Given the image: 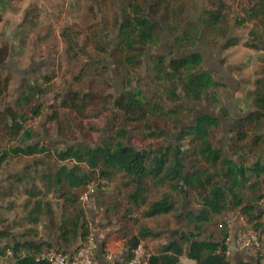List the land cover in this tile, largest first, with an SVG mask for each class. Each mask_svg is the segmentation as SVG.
I'll return each instance as SVG.
<instances>
[{
    "label": "trees",
    "instance_id": "obj_1",
    "mask_svg": "<svg viewBox=\"0 0 264 264\" xmlns=\"http://www.w3.org/2000/svg\"><path fill=\"white\" fill-rule=\"evenodd\" d=\"M174 1L176 0H128L126 6L123 3L122 11L120 9L121 21L119 17L116 19L120 34L111 51L100 39L105 32L101 31L98 38L94 25L83 32L86 42L98 54L110 55L115 70L130 77L142 65L140 59L144 55V47L153 45L152 42L164 32V26L161 27L159 23L160 17L167 22L174 19L180 24V27L167 28L173 33L181 30L180 35H174L175 44L181 50H193L201 41L200 24L209 31L214 28H218L220 32L226 31L232 15L229 0H207L208 9L204 11L200 23L183 16L184 7L174 4ZM100 5L103 12V4ZM90 13L93 19L98 15L95 7L90 8ZM240 14L242 17H237L236 24H253V28L261 32L259 35L252 30L249 35L254 39L251 42L246 41L245 47L260 49L259 42L264 44V0L254 6H241ZM70 28H65L61 34L64 35ZM69 31L73 32L72 29ZM64 36L69 62L76 63V59L82 54L77 51L73 39L68 34ZM238 44L235 38L230 39L224 43L223 50ZM10 55L11 46L2 43L0 66L7 63ZM203 61L202 54L194 52L180 54L170 60L168 56L153 55L151 62L154 80L163 84L164 95L171 109L165 110L155 101L153 95L146 98L141 90H127L124 87L121 95L113 101L111 114L126 119L127 123L135 127H130L131 130L120 127L116 131L117 138L108 136L98 146L75 144L65 149L51 150L41 143H31L37 136L27 127L31 119L21 115L13 106L0 112L2 132L10 141L20 139L18 145L10 147L9 156L52 158L55 167L40 176V180L48 187L60 189L63 195L62 216L57 222L52 205L38 200L41 192L35 185L36 178L24 175L14 177L17 184L24 186L28 182L30 185V189H25L30 200L26 206L27 210L31 208L28 210L30 225H39L41 215H44L50 224L49 229L55 233V242L17 239L12 227H0V238L12 243L4 251L0 249V254L6 256V251L10 250L11 256L6 257L13 264H50L45 259H39L40 255L49 250L66 252L75 249L91 234L84 222L82 197L86 189L95 184L102 193H106L104 189H108L110 182L120 176L127 180L125 186H134L128 195V202L134 209L148 206L143 213L147 219L173 214L179 229L166 234L141 226L134 233L129 227L133 225L131 223H138L134 211L129 210L123 214L117 209L113 212L115 215L122 214L120 227L105 242V246L110 247L113 252L122 248L120 250L125 251L127 257H131L140 243L165 235V243L157 253L151 255L149 264H180L183 256L193 264H230V258L226 255L229 230L223 229L218 237L204 235L207 233L206 227L216 217L228 212L236 213L254 231H260L263 226L258 205L264 200V79L258 78L255 81V110L232 124L229 143L217 145L218 134L222 132L220 118L205 112H200L195 118L194 113L201 109L203 102L213 111L212 103L216 104L217 99L209 91L224 89L226 85L215 81L212 71L203 69ZM99 65L100 61H95L85 66L76 75L75 81L84 82L86 67L96 69ZM97 76L98 73L88 83H81L80 87L68 91L59 107L72 111L77 118L85 119L87 108L102 104L105 99L94 90L93 80ZM45 80L48 82L50 79L39 77L36 80L22 81L21 95L17 102L30 105V108L33 104L32 118L41 115L42 105L37 103L38 100L50 94V89L44 86ZM9 82V77L0 76V99L6 96ZM179 92H182L183 99ZM50 106L55 109L50 121L58 124L59 136L70 140L76 137V132H82V128L71 126L70 119L62 118L58 113L59 107L53 104ZM181 111L187 119H179ZM220 112L225 118L228 117L227 110ZM192 117L195 118L194 123L182 127ZM171 118L174 120H169ZM133 131L137 132L141 141H149L147 147L136 149L118 141L119 138L131 136ZM175 131L177 138L172 139ZM185 140L191 144L187 150L181 145ZM156 190H160V198L149 203V196ZM0 195L3 198L8 196L7 193ZM178 195L184 199L195 195L200 199V207L196 212H180L172 204ZM32 200H35L33 205ZM98 205L102 208L103 202H98ZM109 211L110 208H107L106 217L110 216ZM226 226L229 228L228 221ZM31 233L33 232L27 235ZM54 243L58 248L54 247ZM256 260V263L242 260L237 264H259L261 258L257 257Z\"/></svg>",
    "mask_w": 264,
    "mask_h": 264
},
{
    "label": "rangeland",
    "instance_id": "obj_2",
    "mask_svg": "<svg viewBox=\"0 0 264 264\" xmlns=\"http://www.w3.org/2000/svg\"><path fill=\"white\" fill-rule=\"evenodd\" d=\"M98 0H0V44L8 43L11 46V56L4 66H0V76L9 77L10 82L8 84L6 96L0 99V112H4L7 107L13 106L18 112L31 119L27 123L29 130L36 133L35 139L31 143H41L46 145L51 150L65 149L72 145H91L98 146L108 136H116V131L120 128L130 129V123H127L126 119H120L118 115L111 114L113 109V101L116 97H119L124 90L137 89L143 92L146 98H150L153 95L155 101L162 106L165 110H170L171 105L166 100L163 84L157 83L154 80L153 64L150 61L151 56L144 54L141 59L142 65L135 70L133 75L125 76L124 73H120L115 70L114 62L110 55L100 53L98 54L92 46L85 43L86 39L79 33L85 32V29L91 25H94V32L99 38L101 31H104L102 42L111 51L116 39L120 34V26L116 24V19L120 20V9L126 6L128 0H100L103 4V12H97L96 4ZM260 0H229V4L232 9V15L230 22L225 32L219 31L218 28L209 31L206 27L200 24L199 33L201 41L198 42L193 50H181L177 51L178 47L171 46L168 40L173 41V37L176 33L171 32L167 26L180 27V24L174 19H170L168 22L164 21L163 17L159 18L161 27L164 26L165 31L159 35L152 43L155 51H162L168 56V60L177 57L179 54L191 53L192 51L200 52L205 55L206 62L203 64V69H207L213 72L214 79L218 83H224L226 88H216L209 91L210 95L214 94L217 99V103H212L213 111L207 106L206 102L200 110L196 111L195 118L198 113L205 112L207 114H213L215 117L220 118L222 122V132L218 134L217 145L223 143H229L231 137V126L236 119L243 118L249 112L255 110V96L253 91L255 89V81L258 78L264 79V44L259 42L260 49L254 50L245 47L246 41H252L249 33L254 30L259 35L260 30L253 28V24H236L237 17H242L240 14L241 6L256 5ZM124 3V5H123ZM174 4L182 5L184 7L183 16H187L191 21L200 23L201 17L204 16V11L208 9L207 0H176ZM95 7V12L98 15L93 19V15L89 9ZM168 23V24H167ZM65 27H72L67 29L75 31L79 36L76 38L79 50H84L85 55L79 56L76 59V63H70L68 54L65 51L66 39L62 35ZM96 30V31H95ZM72 32V33H73ZM169 32V33H168ZM4 33V34H2ZM181 34V33H180ZM179 34V35H180ZM221 35V36H220ZM225 36V37H224ZM163 43H160L164 39ZM235 38L239 44L235 47L223 50L220 46L226 41ZM26 39V40H23ZM215 42L217 44H214ZM162 45H165L162 47ZM40 52L43 56L35 58L39 61L36 66L39 71L36 70L29 73V80H36L39 77H45L50 79L48 82L44 81V86L50 89V94L41 98L37 102L42 105L41 115L38 117L33 116V112L30 105L19 103L20 89L22 85V74L20 73V62L30 55V52ZM78 51V49H77ZM207 54V55H206ZM29 59V58H28ZM95 61H100L101 65L96 69L86 67V74L83 77L81 83H88L91 77L98 73L94 81V90L96 93L105 97L102 104L94 107L87 108L85 115L86 118H77V116L70 110L62 109L59 107L60 102L68 91L80 87L82 84L75 81L76 75L80 74L85 66L93 64ZM103 65V66H102ZM230 65H237L234 69L229 70ZM35 66V67H36ZM41 66V67H40ZM230 71V72H229ZM41 75V76H40ZM231 76H234L237 81L233 80ZM181 98L183 99L182 92ZM35 99L34 102H36ZM36 103V104H37ZM51 104L56 105L58 113L63 119H70L71 126L82 128V132H76V137H72L70 140L59 136L58 124L51 122L50 118L53 114L54 108ZM184 104V103H183ZM56 108V107H55ZM220 110H227L228 117L225 118ZM194 113V114H195ZM179 119H187L185 113L180 112ZM154 117V116H152ZM195 118L192 117L188 124H193ZM169 120H174L171 118ZM191 122V123H190ZM128 125V126H126ZM128 127V128H127ZM94 129V130H92ZM131 130V129H130ZM129 130V131H130ZM172 139L177 138V132H173ZM219 133V132H218ZM120 142L125 145L133 146L136 149H141L148 146L149 141H141L137 132L133 131L131 136L126 138H119ZM20 143V139L10 141L0 128V193H7L5 198L0 195V227L4 228L5 225L10 224L12 232L17 239L24 238L27 240L37 241H54L55 233L49 229V223L44 215H41L39 225H30L28 210L26 208L29 203V198L26 195L25 189H30L28 182H25L24 186L17 184L14 181L16 176H30L36 178L37 188L40 190L41 195L38 198L45 204L50 203L52 205L55 219L58 222L62 216L63 197L62 191L56 187H48L40 180V176L44 173L50 172L55 167V162L52 158L45 156L35 157H10V147L16 146ZM30 144V143H29ZM184 150L189 149L190 142L185 140L181 144ZM7 154V156H6ZM6 156V157H5ZM5 159L2 161V159ZM234 159H236L234 157ZM252 160V157L251 159ZM39 162V165L37 164ZM28 181V180H27ZM127 180L117 176L109 184L106 193H102L101 189L97 185L92 184L87 189L82 197V203L85 208V225L89 231L95 226H100L102 229L114 230L118 227L122 219V214L115 215L117 209L126 213V211L133 210L134 217L137 218L138 223L130 225V229L134 233L139 227L145 226L152 231L160 233H171L173 230L179 229L176 224V220L173 214L162 215L153 219H147L143 216V213L147 210L148 206L141 209H134L128 202V195L133 190L134 186H125ZM160 190L154 191L149 196V203L156 201L160 198ZM195 195H191L189 199H184L182 196L175 197L173 205H176L180 212L187 213L189 211L196 212L198 210L199 201ZM35 200H32L33 205ZM98 202H103V206L98 205ZM31 206V205H30ZM29 206V207H30ZM96 208V210H94ZM110 208L109 217H106V209ZM258 214L262 215V228L259 232L264 235V200L258 205ZM101 209L103 212H101ZM98 211V214H97ZM91 213L93 217L100 216V224H91ZM228 221V228L226 223ZM104 222V223H103ZM8 223V224H7ZM12 224V225H11ZM137 225V226H136ZM241 225V218L236 213H225L219 217H216L211 224L206 227L207 235H213L218 237L221 231L227 228L230 232V236L233 233L235 227ZM33 233L27 235L30 232ZM24 236V237H23ZM165 235L158 239H148L142 242L147 251L152 255L157 253L158 249L166 241ZM12 243L9 240L0 238V249L4 251L8 245ZM54 247L58 248L54 243ZM245 258H236L232 256L230 258V264H237ZM0 264H13L11 259L0 254ZM180 264H192L190 260L183 256L180 260Z\"/></svg>",
    "mask_w": 264,
    "mask_h": 264
},
{
    "label": "built area",
    "instance_id": "obj_3",
    "mask_svg": "<svg viewBox=\"0 0 264 264\" xmlns=\"http://www.w3.org/2000/svg\"><path fill=\"white\" fill-rule=\"evenodd\" d=\"M101 212H103L102 209ZM99 219L100 216L93 217L91 224L99 223ZM95 227L91 229V234L88 238L84 242L81 241L79 243V247L76 250L73 249L66 252L49 250L40 255L39 259H45L50 264H149L151 254L143 243H140L133 250L131 257H127L126 253L117 255L109 247H105L103 234L99 233V228L101 229V227L98 226L96 229ZM226 244V255L229 258L235 252H244L247 255L246 257H251V262L256 263L257 257H260L261 261L259 264H264V235L262 232L254 231L244 219L241 218V225L234 228V233L229 237ZM101 247L102 255L99 254ZM6 256H11L10 250L6 251ZM245 260L248 259L246 258Z\"/></svg>",
    "mask_w": 264,
    "mask_h": 264
},
{
    "label": "crops",
    "instance_id": "obj_4",
    "mask_svg": "<svg viewBox=\"0 0 264 264\" xmlns=\"http://www.w3.org/2000/svg\"><path fill=\"white\" fill-rule=\"evenodd\" d=\"M4 2H5V0H3ZM8 3H10V0H8ZM65 28H67V27H65ZM64 28V29H65ZM63 29V30H64ZM169 33V32H168ZM2 34H4V33H2ZM70 34H73L71 31L68 33V35H69V37H71L72 38V35H70ZM1 35V34H0ZM173 37V41L175 40V36H172ZM23 40H26V39H23ZM165 40V38L164 39H162V41L160 42V43H163V42H166V41H164ZM170 41V43L172 42V40H168V42ZM0 46H1V44H0ZM159 46V45H158ZM157 46V47H158ZM165 45H162V47H164ZM156 46H154V45H152V47L151 46H148L147 47V50H146V54H148V55H155V54H164V52H162V51H159V49H158V51H155L154 49L155 48H157ZM207 55V54H206ZM11 56V55H10ZM41 56H43L40 52H37V50H36V52H30V55L28 56L27 55V58L24 60V61H21L20 62V65H19V70H20V73L22 74V80L21 81H23V80H25V79H28V78H30L28 75H29V73H32V72H34V71H36V70H38L39 71V69H38V67L36 66V64L39 62V61H37V60H35V58H39V57H41ZM29 58V59H28ZM143 60V59H142ZM205 62H206V58H205ZM36 66V67H35ZM237 65H230V67L228 68L229 70H231V69H234L235 67H236ZM41 67V66H40ZM230 72V71H229ZM232 77V79L233 80H235V81H237V79L234 77V76H231ZM20 92H21V90H20ZM0 189H1V187H0ZM93 220V215L91 214V221ZM100 220V219H99ZM94 223V222H93ZM104 223V222H103ZM8 224V223H7ZM95 224V223H94ZM98 224H100V222L98 223ZM120 224V223H119ZM119 224H118V227H116L114 230H110V229H107L106 228V230H104V229H100L99 228V233H102L103 234V237H104V242H106L107 243V241L113 236V234L115 233V231H117L118 229H119ZM12 225V224H11ZM7 226H10V224H8V225H5V227H7ZM97 228V226L95 227V229ZM233 233H234V229H233ZM232 233V234H233ZM118 240V241H117ZM116 241L117 242H120V240L119 239H116ZM105 247H108V246H105ZM110 248V247H109ZM111 249V248H110ZM120 249H122V248H119V250L117 251V252H114V253H116L117 255H122V254H124L125 253V251H122V250H120ZM112 251V250H111ZM113 252V251H112ZM233 256H235L236 258H240V259H242V258H246V253H244V252H235L234 253V255ZM189 260V259H188ZM191 261V260H190ZM192 262V261H191ZM192 264H193V262H192Z\"/></svg>",
    "mask_w": 264,
    "mask_h": 264
},
{
    "label": "flooded vegetation",
    "instance_id": "obj_5",
    "mask_svg": "<svg viewBox=\"0 0 264 264\" xmlns=\"http://www.w3.org/2000/svg\"><path fill=\"white\" fill-rule=\"evenodd\" d=\"M101 2H100V0H98L97 1V6H96V8H97V12L99 13V12H101L102 11V9H101ZM252 6H254V5H252ZM89 11H90V9H89ZM72 28V27H71ZM164 31H165V33H166V30H165V28H164ZM70 35H72V39H73V42H74V45H75V47L78 49V52H79V54H82V55H85L86 54V52L84 51V50H79V47H78V44H77V39L76 38H78V36L79 35H83V36H85L83 33H80L79 35L78 34H76V32L74 31L73 32V34H70ZM85 43H87V45L89 44L88 42H86L85 41ZM168 43H170V41L169 42H167V44ZM262 43V42H261ZM176 46V44H175V40L174 41H172L171 42V46L173 47L174 45ZM223 46H224V43L222 44ZM222 45L220 46V48L222 47ZM91 46V45H90ZM148 46H151L152 47V45L151 44H149V45H147L146 47H144V54H146V50H147V47ZM167 46H169V44L167 45ZM169 48L171 49V47L169 46ZM223 48V47H222ZM178 50L177 51H181V49H179V48H177ZM200 53V52H196V51H192L191 53ZM184 54H189V53H184ZM200 54H202V56L204 57V61H203V64L205 63V55L203 54V53H200ZM155 55H164V56H167L166 54H155ZM180 55V54H179ZM178 55V56H179ZM153 55H151V57H152ZM177 56V57H178ZM140 61L142 62V59H140ZM151 61V60H150ZM202 67H203V65H202ZM137 70V69H136ZM210 70V69H209ZM125 76H126V74H125ZM196 114V113H195ZM199 114V113H198ZM237 120V119H236Z\"/></svg>",
    "mask_w": 264,
    "mask_h": 264
},
{
    "label": "water",
    "instance_id": "obj_6",
    "mask_svg": "<svg viewBox=\"0 0 264 264\" xmlns=\"http://www.w3.org/2000/svg\"><path fill=\"white\" fill-rule=\"evenodd\" d=\"M222 47H223V45H222ZM222 47H221V48H222ZM189 54H190V53H189ZM195 115H196V114H195ZM78 247H79V246H76V247H75V250H76ZM99 254L102 255V247L100 248ZM246 258H247L248 260L251 261V257L248 256V257H246ZM246 258H245V259H246Z\"/></svg>",
    "mask_w": 264,
    "mask_h": 264
}]
</instances>
